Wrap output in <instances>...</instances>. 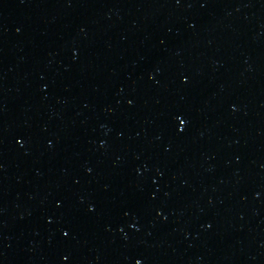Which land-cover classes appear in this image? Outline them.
Here are the masks:
<instances>
[{
	"label": "water",
	"instance_id": "1",
	"mask_svg": "<svg viewBox=\"0 0 264 264\" xmlns=\"http://www.w3.org/2000/svg\"><path fill=\"white\" fill-rule=\"evenodd\" d=\"M0 251L264 264V0H0Z\"/></svg>",
	"mask_w": 264,
	"mask_h": 264
}]
</instances>
